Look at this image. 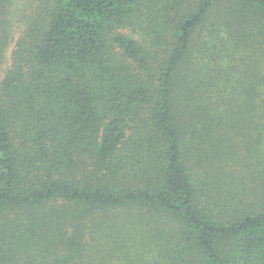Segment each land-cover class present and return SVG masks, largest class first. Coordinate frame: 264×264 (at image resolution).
I'll use <instances>...</instances> for the list:
<instances>
[{
    "label": "trees",
    "instance_id": "obj_1",
    "mask_svg": "<svg viewBox=\"0 0 264 264\" xmlns=\"http://www.w3.org/2000/svg\"><path fill=\"white\" fill-rule=\"evenodd\" d=\"M0 264H264V0H0Z\"/></svg>",
    "mask_w": 264,
    "mask_h": 264
},
{
    "label": "rangeland",
    "instance_id": "obj_2",
    "mask_svg": "<svg viewBox=\"0 0 264 264\" xmlns=\"http://www.w3.org/2000/svg\"><path fill=\"white\" fill-rule=\"evenodd\" d=\"M18 4H16L15 5V17L17 16V14H18V12H19V10H18V7H16ZM17 24H18V22H16ZM14 31H13V35H16V37H15V39L18 37V32L20 31V28H14L13 29ZM5 59H8V53H7V55H6V57H5Z\"/></svg>",
    "mask_w": 264,
    "mask_h": 264
}]
</instances>
